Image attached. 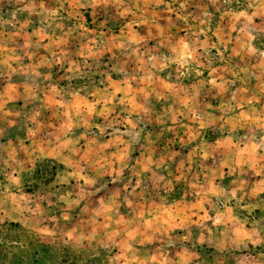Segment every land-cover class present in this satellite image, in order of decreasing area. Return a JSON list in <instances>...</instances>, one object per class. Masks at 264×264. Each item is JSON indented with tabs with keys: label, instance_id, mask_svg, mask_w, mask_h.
<instances>
[{
	"label": "rangeland",
	"instance_id": "obj_1",
	"mask_svg": "<svg viewBox=\"0 0 264 264\" xmlns=\"http://www.w3.org/2000/svg\"><path fill=\"white\" fill-rule=\"evenodd\" d=\"M0 264H264V0H0Z\"/></svg>",
	"mask_w": 264,
	"mask_h": 264
}]
</instances>
